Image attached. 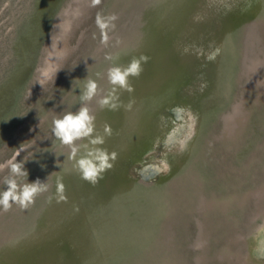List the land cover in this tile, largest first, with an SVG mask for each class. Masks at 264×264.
Returning a JSON list of instances; mask_svg holds the SVG:
<instances>
[{
	"label": "rangeland",
	"instance_id": "obj_1",
	"mask_svg": "<svg viewBox=\"0 0 264 264\" xmlns=\"http://www.w3.org/2000/svg\"><path fill=\"white\" fill-rule=\"evenodd\" d=\"M251 2L257 12L253 22L241 10ZM98 13L118 17L107 30V45L101 43ZM141 55L148 60L138 77H129L133 91L117 88L119 107L101 108L99 99L113 88L109 67L127 66ZM44 70L50 79L44 80ZM88 79L99 85L87 103L96 117L95 133L105 140L97 147L116 154L95 184L80 174L58 173L57 164L73 166L74 160L69 146L52 133L54 119L82 106ZM144 98L154 128L134 137L131 114ZM261 100V0H101L95 6L92 0H0V164L15 158L28 172L16 177L19 184L39 179L48 185L25 211L17 204L7 212L0 208V239L11 232L6 242L15 243L0 247V264H129L130 255L141 252L148 260L138 264H184L182 256L195 254L199 264L246 261L264 218ZM173 123L174 141L165 144ZM143 144L149 145L145 152ZM152 162L158 165L155 174L140 175ZM9 175L8 167L0 169V192ZM58 177L68 179L66 200L54 199ZM233 195L237 199L220 206V199ZM43 211L49 216L42 217ZM127 215L133 221L127 223ZM31 224L43 234L18 230ZM158 224L163 233H157ZM134 226L140 240L130 235ZM167 232L177 248L166 254ZM223 248L231 252L229 259L221 258ZM16 250L24 252V260L13 256ZM37 250L46 260L28 259ZM258 257L264 264V255Z\"/></svg>",
	"mask_w": 264,
	"mask_h": 264
},
{
	"label": "clouds",
	"instance_id": "obj_2",
	"mask_svg": "<svg viewBox=\"0 0 264 264\" xmlns=\"http://www.w3.org/2000/svg\"><path fill=\"white\" fill-rule=\"evenodd\" d=\"M100 2L101 0H92V5H98ZM117 19L118 17L115 14L107 17L99 13L97 14L96 24L101 30L102 44L107 45L109 40L107 30L115 28L114 22ZM106 59L111 60L112 57L107 56ZM147 60L148 57L141 55L140 57H133L127 66L109 67L107 79L113 88L107 96L99 99L98 103L101 108L110 107L114 110L119 107L115 102L118 100V97L115 95L117 88L132 92L133 89L129 83V77H138L143 71L142 63H146ZM42 75L44 80L51 78V73L48 70H44ZM42 85L43 81L40 83L41 87ZM98 88L99 85L95 80L88 79L85 89L80 96L82 106L75 113L67 112L62 118L54 119L52 127L54 137L63 145L69 146L71 158L74 160L73 169L80 174L82 179L93 184L97 182L103 172L113 166L110 161H114L116 158L115 153L109 154L106 149L97 147L103 145L105 140L104 136L95 133L96 117L87 106V103L97 96ZM104 133L105 135L111 134V129L108 125H105ZM85 139L88 141L85 144L76 143ZM81 149L84 150V154L79 159H76ZM5 167L9 168L10 175L5 177L4 183L6 188L0 192V208L4 212L9 211L13 204H17L21 209L26 210L30 205L35 203V198L38 195L48 190V185L39 179L33 183L26 182L22 185L19 184L16 177H28V172L24 168V163L18 162L15 158L10 159L5 164H0V169ZM57 195L59 200H66L61 177L57 178Z\"/></svg>",
	"mask_w": 264,
	"mask_h": 264
},
{
	"label": "bare ground",
	"instance_id": "obj_3",
	"mask_svg": "<svg viewBox=\"0 0 264 264\" xmlns=\"http://www.w3.org/2000/svg\"><path fill=\"white\" fill-rule=\"evenodd\" d=\"M261 1L264 3V0H261ZM255 5L256 4L254 2L253 3L251 2L250 5H245L244 7H242L241 10H243L244 13L246 12V14H244L245 16H243V17H245L247 19V21L253 22L255 20V14L257 13ZM254 6H255V8H254ZM229 7L232 8L231 5H229ZM247 34L251 35L252 33L250 31H247ZM156 68H157V66L154 65L153 69H156ZM156 86L157 85H153L152 88H155ZM150 92L153 93V91H150ZM155 98H156V96L153 95V97H152V99H150V101L153 102L155 100ZM145 101H146V98L143 99L142 107L138 106L137 108L134 109V111L131 114L130 127H129V132L131 133V136L133 135L134 137H138V136H141V133H144L145 136H147L150 133V129L154 128L152 126V121H151L152 109L151 108L148 109V107L146 105H144ZM151 106H153V105H151ZM104 113H101L98 115H102ZM179 113H180V110L177 108L175 114L178 116ZM105 116H106V114H105ZM241 117H242V115L237 120L238 122L240 121ZM235 123H236V120H233L232 124H235ZM171 126L172 127L170 128L166 138H164L165 144H170L174 141V137L176 135L175 133L177 132L176 129L178 126H176L175 123H173V125H171ZM191 126H192V124H191ZM231 129L232 128H230V130L228 129V131L231 134L230 137L232 138V137H235V133ZM148 146L149 145H147V144H143L141 151L145 152L147 150ZM163 167H166V166L164 165ZM157 168H158V165L152 162L151 165L142 167L140 169V175H142L143 177L150 176L151 173L154 172V170H157ZM231 199L235 200L237 198L235 195L228 196V197H224V198L220 199L218 202H219L220 206H223L225 203H227ZM132 230L133 229H131V231ZM130 235L136 236L138 240L141 239V234H140V232L138 233L135 226H134L133 233ZM122 243L125 244L126 242H122ZM230 254H231V252H229L228 249H225V248L221 249V253H220L221 258L229 259ZM263 255H264V218H263L262 224L257 227V231L253 234V237L251 240V245H250V252L248 253V255L246 257V261L238 259V264H260L263 261L258 256H263Z\"/></svg>",
	"mask_w": 264,
	"mask_h": 264
},
{
	"label": "water",
	"instance_id": "obj_4",
	"mask_svg": "<svg viewBox=\"0 0 264 264\" xmlns=\"http://www.w3.org/2000/svg\"><path fill=\"white\" fill-rule=\"evenodd\" d=\"M261 103H264V100L262 101H260ZM240 136V135H239ZM83 154H84V151H83ZM62 171V175L63 176H67V177H74V176H77L78 175V173L73 169V166H66V167H62L60 164L58 165V173L59 172H61ZM155 174V173H154ZM154 174H152V175H154ZM151 175V176H152ZM150 176V177H151ZM66 177V178H67ZM66 178H64V181H63V184H64V192H65V189L66 188H68V179L66 180ZM143 178V177H142ZM53 192H54V199L55 200H57L59 197H58V195H57V187L56 186H54V190H53ZM116 196H118V195H116ZM121 196H123V195H121ZM53 199V200H54ZM57 205V204H56ZM59 205H57V208H56V210H53L52 209V211L53 212H57V209L59 210V207H58ZM51 207H53V206H51ZM55 207V206H54ZM111 207H113V202H112V205H111ZM22 211H25L24 209H22ZM48 211H43V214H42V217L47 213ZM47 217L49 216V212H48V215H46ZM45 216V217H46ZM126 217H128V215L126 216ZM129 218V217H128ZM163 218V220H165L164 218L165 217H162ZM167 220H169V219H167ZM171 220H173V219H170V221ZM126 221H127V223H129L130 221H133V219L132 220H130V218L129 219H126ZM135 222V224H137V222L136 221H134ZM17 223H19V222H17ZM163 223H167V222H163ZM184 225L181 227V228H183L182 230L184 231V229H185V223H183ZM34 224H31L29 227H26V226H24L23 228L22 227H20V228H18V230H24V229H26V232H27V234L25 233L24 235H27V236H31L32 234H33V232L36 234L38 231H40V233L41 234H43V230H38V231H36L35 229H36V227L35 226H33ZM138 225V224H137ZM20 226H21V223H20ZM162 224L161 225H157V233H163V231H162ZM165 227V226H164ZM163 227V228H164ZM29 228H32V230H31V232H30V229ZM48 229V228H47ZM167 229L169 230V232H171V229L167 226ZM199 229V228H198ZM21 232H23V231H21ZM10 233V234H9ZM4 232L3 234H1V239H0V247H3L2 249H5V248H9V246H14V242L13 241H11L10 240V242L7 244V242H6V238H8V237H10L11 238V236L13 235V233H11V232ZM35 234H33L32 236L33 237H35ZM124 234H126V231L124 230ZM8 235H10V236H8ZM48 236V235H47ZM171 236V234H169L168 232H167V235L165 236L166 238H164V243L166 244V245H168V246H165L164 248H165V252L164 253H170V252H172V251H174L173 249L174 248H177V247H175V242L172 240L173 238H171L170 237ZM197 236H199V233H198V235ZM49 237L50 236H48V239H49ZM198 238H200V237H198ZM151 240H153V242L152 243H150V247H154L155 246V240L156 239H154V238H151ZM196 244H199V243H197L196 242ZM77 246L78 245H80V243L78 242L77 244H76ZM75 246V245H74ZM81 246V245H80ZM200 248H201V246H200ZM200 251H201V249H199ZM2 252V251H1ZM143 252H141V254L140 255H135V254H131L130 255V262H128L129 264H138L139 262H143L144 263V261L146 260V255L147 254H142ZM197 254H195L193 257H191V258H185V257H183L182 256V258H184L183 260H184V264H187V262H188V260H191V262L193 263V264H199V261H201L200 260V258L198 259V256H196ZM13 256L14 257H17V259H20V260H24V258H23V256H25V254H24V252L23 251H20V250H16V251H13ZM37 256V258H35ZM42 257H43V259L44 260H46L45 259V257L44 256H41V252L40 251H35V253H34V258L32 257V258H28L29 260H35V259H37L38 260V258L39 259H42ZM143 257H145V258H143ZM151 258L152 257H150L149 259L151 260ZM212 258H214L215 260H217V262H218V259H216V257L214 256V257H212ZM212 258L211 259H208V262L210 261V260H212ZM147 260H148V258H147ZM178 260V259H177ZM153 261V260H152ZM220 262V261H219ZM226 263V262H225ZM147 264V263H146ZM154 264H156L155 262H154ZM162 264V263H161Z\"/></svg>",
	"mask_w": 264,
	"mask_h": 264
}]
</instances>
